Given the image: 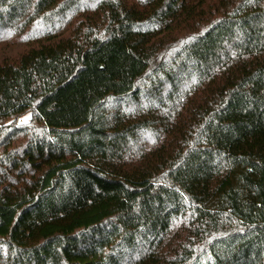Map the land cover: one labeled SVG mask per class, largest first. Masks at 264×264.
<instances>
[{"label":"trees","instance_id":"trees-1","mask_svg":"<svg viewBox=\"0 0 264 264\" xmlns=\"http://www.w3.org/2000/svg\"><path fill=\"white\" fill-rule=\"evenodd\" d=\"M17 43L0 264H264V0H0Z\"/></svg>","mask_w":264,"mask_h":264},{"label":"rangeland","instance_id":"rangeland-1","mask_svg":"<svg viewBox=\"0 0 264 264\" xmlns=\"http://www.w3.org/2000/svg\"><path fill=\"white\" fill-rule=\"evenodd\" d=\"M23 44H25V43H17V45L12 46V48H9L8 50H6L4 52H0V60L4 56H15L18 53H20L21 51L25 50L26 46ZM31 118H32V113L29 112V113L23 115L20 118V121L22 123H24V121L29 122Z\"/></svg>","mask_w":264,"mask_h":264},{"label":"snow or ice","instance_id":"snow-or-ice-1","mask_svg":"<svg viewBox=\"0 0 264 264\" xmlns=\"http://www.w3.org/2000/svg\"><path fill=\"white\" fill-rule=\"evenodd\" d=\"M24 122H26V121H24Z\"/></svg>","mask_w":264,"mask_h":264}]
</instances>
